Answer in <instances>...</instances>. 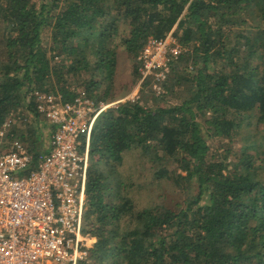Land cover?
<instances>
[{
    "label": "trees",
    "instance_id": "trees-1",
    "mask_svg": "<svg viewBox=\"0 0 264 264\" xmlns=\"http://www.w3.org/2000/svg\"><path fill=\"white\" fill-rule=\"evenodd\" d=\"M0 20V129L33 160L55 130L36 90L112 102L122 53L136 84L150 37L186 48L165 94L97 122L88 264H264V0H0Z\"/></svg>",
    "mask_w": 264,
    "mask_h": 264
},
{
    "label": "built area",
    "instance_id": "built-area-1",
    "mask_svg": "<svg viewBox=\"0 0 264 264\" xmlns=\"http://www.w3.org/2000/svg\"><path fill=\"white\" fill-rule=\"evenodd\" d=\"M184 50L174 29L150 37L138 56L136 91L148 86L165 94L171 62ZM34 97L55 130L36 160L18 139L0 151V264H88L96 240L83 223L92 135L100 116L120 101L96 102L84 92L64 101L42 90Z\"/></svg>",
    "mask_w": 264,
    "mask_h": 264
},
{
    "label": "rangeland",
    "instance_id": "rangeland-1",
    "mask_svg": "<svg viewBox=\"0 0 264 264\" xmlns=\"http://www.w3.org/2000/svg\"><path fill=\"white\" fill-rule=\"evenodd\" d=\"M3 29H4V26L0 20V40H2L3 38V32H4ZM131 69H132V63L130 61V58L126 55V53H122L119 57L118 75H117V84L119 87L118 88L119 97L115 101L117 102L123 101V100H133V101L143 100L145 101V98H147L146 97L147 95H151L152 97L158 96V94L154 92L153 90H151V88H149L148 86H146L144 89L140 88L139 91H136L138 87V82L136 84L129 83V81L131 80ZM147 100L148 98L146 99V102ZM21 112H22L23 121H29L30 119H32L33 115L26 108L22 110ZM108 112H104L100 116L98 123L102 122V120L108 114ZM17 121L19 120L17 119ZM95 132H96V129L94 130V133L92 136L95 135ZM93 143H94V140L92 141L91 146H93ZM11 144L12 142L10 139L6 138L5 136L1 137L0 138V151L10 148ZM165 193L169 196L171 195L169 190L168 191L166 190Z\"/></svg>",
    "mask_w": 264,
    "mask_h": 264
}]
</instances>
